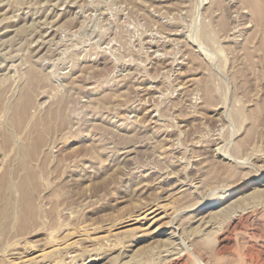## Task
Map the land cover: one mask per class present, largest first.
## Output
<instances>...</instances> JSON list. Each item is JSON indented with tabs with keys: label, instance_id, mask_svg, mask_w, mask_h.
Returning a JSON list of instances; mask_svg holds the SVG:
<instances>
[{
	"label": "rangeland",
	"instance_id": "374dc122",
	"mask_svg": "<svg viewBox=\"0 0 264 264\" xmlns=\"http://www.w3.org/2000/svg\"><path fill=\"white\" fill-rule=\"evenodd\" d=\"M255 190L264 0H0V264H264Z\"/></svg>",
	"mask_w": 264,
	"mask_h": 264
},
{
	"label": "bare ground",
	"instance_id": "6f19581e",
	"mask_svg": "<svg viewBox=\"0 0 264 264\" xmlns=\"http://www.w3.org/2000/svg\"><path fill=\"white\" fill-rule=\"evenodd\" d=\"M41 37V36H40ZM33 40V39H32ZM38 42H39V40H38ZM27 77H28V80H29V82H33V78H32V74H27ZM15 105V104H14ZM17 105H20V111H21V113L22 114H25L26 113V110H27V104L23 101V100H21L20 99V101L17 103ZM16 105V106H17ZM252 197H254V198H260V197H262L263 195H264V191H259V190H255L254 192H252ZM243 211H245L244 209H243ZM242 211V212H243ZM236 215V214H235ZM200 220V219H199ZM176 244V243H175ZM174 247V246H173ZM176 255V254H175Z\"/></svg>",
	"mask_w": 264,
	"mask_h": 264
}]
</instances>
